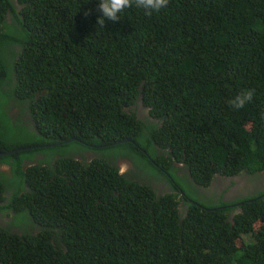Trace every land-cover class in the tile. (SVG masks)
<instances>
[{
  "label": "trees",
  "instance_id": "trees-1",
  "mask_svg": "<svg viewBox=\"0 0 264 264\" xmlns=\"http://www.w3.org/2000/svg\"><path fill=\"white\" fill-rule=\"evenodd\" d=\"M100 2L0 0V264H264V0Z\"/></svg>",
  "mask_w": 264,
  "mask_h": 264
},
{
  "label": "clouds",
  "instance_id": "clouds-1",
  "mask_svg": "<svg viewBox=\"0 0 264 264\" xmlns=\"http://www.w3.org/2000/svg\"><path fill=\"white\" fill-rule=\"evenodd\" d=\"M168 3L169 0H101L99 9L102 12V15L98 17L97 24L103 26L105 18L116 22L122 17L121 13L125 12L126 9L132 8L133 6L138 9H143L146 14L151 15L153 12L158 13L161 9L167 8ZM85 14H87V12ZM253 92L254 90H248L237 95L235 98L229 101L230 107L234 110L243 108L247 102L251 101ZM228 178L230 179L232 177ZM232 181L233 180H229L227 183H231Z\"/></svg>",
  "mask_w": 264,
  "mask_h": 264
},
{
  "label": "rangeland",
  "instance_id": "rangeland-1",
  "mask_svg": "<svg viewBox=\"0 0 264 264\" xmlns=\"http://www.w3.org/2000/svg\"><path fill=\"white\" fill-rule=\"evenodd\" d=\"M118 166H119V169L121 172H124V171H127V169H131V162L130 160L126 159V158H123L121 160L118 161ZM3 168L6 169V166H3ZM147 173V171H144L142 174H143V177L144 175ZM242 175V177L240 176ZM259 175L262 176V182L264 184V171H262L261 173H258L257 176ZM247 176L244 172L230 178V181L233 180L232 182L234 183H238L239 184V181L240 180H248V176ZM250 178H255L256 177V174L254 173V175H250L249 176ZM237 178V179H235ZM181 184H183V186L185 187L186 191L194 198V199H197V200H201L202 201V191L195 185L193 184L192 181H190L187 177H184L183 179L182 178H179L177 179ZM218 182V181H217ZM231 182V183H232ZM231 183H224V185L221 187V189L218 191V190H215V192L218 194V197L221 196L223 200H229V199H234V198H231L229 196L230 194V191L229 189H227L229 187V185ZM163 187V184L161 183V188ZM246 187V186H245ZM213 190V189H212ZM226 190V191H225ZM225 191V192H224Z\"/></svg>",
  "mask_w": 264,
  "mask_h": 264
},
{
  "label": "flooded vegetation",
  "instance_id": "flooded-vegetation-1",
  "mask_svg": "<svg viewBox=\"0 0 264 264\" xmlns=\"http://www.w3.org/2000/svg\"><path fill=\"white\" fill-rule=\"evenodd\" d=\"M11 117L13 118V115H11ZM26 162H27V160H25L23 162V164H25ZM240 176L242 177V175H240ZM225 178L226 177H224L223 180L218 178L219 179V183L217 185H221V184L224 185V183L229 182L230 179L229 178L225 179ZM235 179H237V178H235ZM248 180H249V182L251 183V185L253 187L250 190H254V188L256 187V184H257V186H259L258 187L259 189H263L264 188V184L262 182V176L259 177V175H258L255 178L248 177ZM245 186H247V182L244 181V180H240L239 184L238 183H234V184L230 185V188H229L230 194H229V196L231 198H236L237 196H239L241 194H245L248 191V190H245ZM255 190H256V188H255ZM255 190H254V192H255ZM251 192L252 191H250V193ZM254 192H252L250 195H252Z\"/></svg>",
  "mask_w": 264,
  "mask_h": 264
},
{
  "label": "water",
  "instance_id": "water-1",
  "mask_svg": "<svg viewBox=\"0 0 264 264\" xmlns=\"http://www.w3.org/2000/svg\"><path fill=\"white\" fill-rule=\"evenodd\" d=\"M51 145H53V144H51ZM27 148H33V146H30V147H21V148L15 149V150H9V151L0 152V157H2V156H8V155L14 154V153H16L18 151H22V150L27 149Z\"/></svg>",
  "mask_w": 264,
  "mask_h": 264
}]
</instances>
